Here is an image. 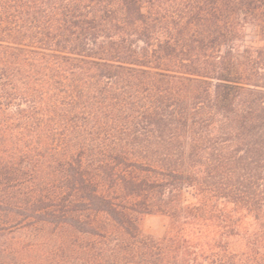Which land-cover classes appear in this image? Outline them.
<instances>
[{
	"label": "trees",
	"instance_id": "16d2710c",
	"mask_svg": "<svg viewBox=\"0 0 264 264\" xmlns=\"http://www.w3.org/2000/svg\"><path fill=\"white\" fill-rule=\"evenodd\" d=\"M0 264H264V0H0Z\"/></svg>",
	"mask_w": 264,
	"mask_h": 264
},
{
	"label": "rangeland",
	"instance_id": "374dc122",
	"mask_svg": "<svg viewBox=\"0 0 264 264\" xmlns=\"http://www.w3.org/2000/svg\"><path fill=\"white\" fill-rule=\"evenodd\" d=\"M167 219L161 214H147L141 219L142 231L146 234L162 236L166 232Z\"/></svg>",
	"mask_w": 264,
	"mask_h": 264
}]
</instances>
